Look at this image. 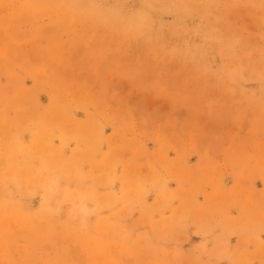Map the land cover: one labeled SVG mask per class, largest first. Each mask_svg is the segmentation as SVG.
Segmentation results:
<instances>
[{
	"label": "rangeland",
	"instance_id": "1",
	"mask_svg": "<svg viewBox=\"0 0 264 264\" xmlns=\"http://www.w3.org/2000/svg\"><path fill=\"white\" fill-rule=\"evenodd\" d=\"M0 264H264V0H0Z\"/></svg>",
	"mask_w": 264,
	"mask_h": 264
}]
</instances>
